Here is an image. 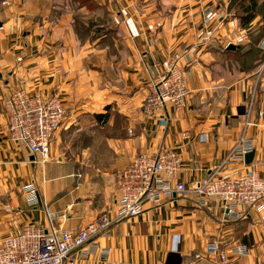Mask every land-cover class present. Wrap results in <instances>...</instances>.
I'll return each mask as SVG.
<instances>
[{
    "label": "crops",
    "instance_id": "0c3cea01",
    "mask_svg": "<svg viewBox=\"0 0 264 264\" xmlns=\"http://www.w3.org/2000/svg\"><path fill=\"white\" fill-rule=\"evenodd\" d=\"M5 2L0 244L26 226L47 228L48 219L54 228L77 232L102 213L115 218L119 176L138 155L174 150L182 161L177 181L192 190L238 144L243 100L256 76L254 126L244 131L254 156L250 165L243 164L264 178V118L256 116L264 112V68L245 72L232 66L229 55L241 53L239 45L246 41L237 44L231 37L241 29L230 18V0H91L92 6L66 0L60 10L90 11L88 37L75 32L72 15L55 12L52 18L56 8L44 10L33 0ZM258 18L247 27L262 25ZM228 45L236 49L227 50ZM258 49L264 54V38ZM175 54L184 64L185 106L177 111L165 105L144 119L146 85ZM19 89L46 96L53 91L64 102L65 118L43 164L8 138L3 101ZM31 186L35 206L26 201ZM142 210L115 219L105 235L65 264H217L205 254L213 241L228 255H234L233 244L248 248V255L228 264H264V210L251 209L233 220L220 203L194 194L162 198L158 205L146 202Z\"/></svg>",
    "mask_w": 264,
    "mask_h": 264
},
{
    "label": "built area",
    "instance_id": "2783aa9c",
    "mask_svg": "<svg viewBox=\"0 0 264 264\" xmlns=\"http://www.w3.org/2000/svg\"><path fill=\"white\" fill-rule=\"evenodd\" d=\"M186 95L175 57L151 82L144 111L150 114L165 105L181 109ZM253 97L251 93L247 100L248 114L252 111ZM3 108L9 140L25 147L37 158L33 159L35 163H45L51 138L64 120V108L59 98L19 89L4 99ZM257 116L262 119L264 114L258 112ZM251 151V143L242 137L222 164L192 190L177 181L182 166L174 150H164L154 157L139 155L119 176L114 198L115 218L102 213L77 232L54 228L50 219L47 228L26 226L19 234L2 241L0 264H65L73 253L82 252L93 239L105 235L114 221L140 215L144 203L158 205L162 198L171 199L173 195L194 194L208 201L215 200L233 220L252 208L260 211L264 209V179L252 170L245 171L243 164L244 156ZM26 201L30 206L37 202L33 186L27 190ZM236 248L237 253L228 255L226 249L222 250L219 243L213 241L206 246V258L217 264H228L233 257L249 253L246 246Z\"/></svg>",
    "mask_w": 264,
    "mask_h": 264
},
{
    "label": "rangeland",
    "instance_id": "374dc122",
    "mask_svg": "<svg viewBox=\"0 0 264 264\" xmlns=\"http://www.w3.org/2000/svg\"><path fill=\"white\" fill-rule=\"evenodd\" d=\"M5 1H7V0H0V4H1V2L5 3V5H0V7H5L7 5ZM82 1H84L85 3H90V5L92 6L91 0H82ZM255 1H256V10L254 12H255L256 15H259V18H258L259 20L258 21L260 23H262V25H260V26L258 24L253 26V27H247V24L245 26L244 25L242 26V23H240V21H239V19L241 17H243L244 15L247 14L245 7H248V4H249L250 0H230L229 4L227 6V9H229L228 12H229L230 18H234L237 21V23L239 25V28L241 29V30H239L236 33L237 36L235 38L233 36H231L232 39H235L237 44H243L242 42L244 40L246 41V44L239 45L240 49L242 50L241 53L229 55L230 57L233 58L232 59V61H233L232 62V66L235 67L239 71L249 72V71H253V70H255V69L259 68V67H261V68L263 67L264 68V54H263V52L261 50L258 49L259 42L264 38V0H255ZM33 2L37 3V4L39 3L43 7L44 10H47V7H50V6H51V9H55L56 8L55 10L52 11V14H51L52 18H55V14H54L55 12H59V14H63L64 13L65 15H69V16L72 15L73 19L72 18L71 19L73 20V29L75 30V32L78 34V36L88 37V31L90 30V28L85 26V24H89L90 17H92V16H88V15H90V11L89 10H87L86 13L83 10L82 11L73 10L72 12H70V11L66 10L65 7L62 10H60L59 8L66 4V0H33ZM92 11H94V10H92ZM95 13H97V12H94V15H95ZM98 14H101L102 16L104 15L101 12L98 13ZM94 17H97V16L95 15ZM103 19H106V17L103 16ZM108 22H109V19H108ZM175 57H177L178 65H179V68H180V72H181L182 78H183L185 86H186V81H185V78H184V73H185L184 72V64L182 63V57L181 56H179L178 54L173 55L172 58L167 62L165 68L167 67V65ZM229 65H230V62H229ZM227 67H229V66L227 65ZM256 77H257L256 79L260 78V76H256ZM256 79H255V81H256ZM255 81L252 82L248 86V91L246 92V97L243 100L244 101L243 102V106H244V119H245V121H244V129L242 130L243 135L240 137V139L242 137H245V132L244 131L247 130L248 127H253L254 126V124L250 121V118L252 116V113L255 112L256 100H258V98H259L258 86H257V84H254ZM151 82L152 81L148 82V84L146 85V96L143 99V103H142V107H141V114H142V117L144 119L148 118V117H151L155 112L159 111V110H155V111H153L150 114H146L145 111H144V106H145L146 101H147V99L149 97L148 93H149V86L151 85ZM186 90H187V87H186ZM251 93L254 94L253 106H252V111L248 114L247 113V108H248L247 107L248 106V101L247 100L250 97ZM47 94L49 96L50 95L51 96L52 95H56L59 98V100L61 101L60 97L57 95L56 92L48 91ZM44 95H46V94H44ZM244 95H245V93H244ZM187 96H188V90H187V95H186V97L184 99L183 107L181 109H176V108H174L171 105H169V106L173 107L177 111H181L184 108V106H185V102H186ZM61 103H62L63 108H64V102L61 101ZM258 112H260V111L256 112V116H257ZM262 113L264 114V112H262ZM247 116H248V118H247ZM64 118H65V108H64ZM59 128L57 130H59ZM83 135H85V134H83ZM183 137H185V135H183ZM240 139H239V141H240ZM51 141H52V138H51ZM249 142H251V141L249 140ZM136 157H139V155L136 156ZM136 157H134L131 160V162ZM180 160H181V158H180ZM130 163H129V165H130ZM181 166H182V161H181ZM257 176L260 179H264V178L260 177L259 175H257ZM263 210L264 209H262L260 211H263ZM235 245L236 246H240L239 244H233L232 245L233 246L232 249H233V253L234 254L237 253V248H236ZM222 250H223V248H222ZM205 254H206V252H205ZM235 258H237V256L233 257L228 263L233 261Z\"/></svg>",
    "mask_w": 264,
    "mask_h": 264
},
{
    "label": "trees",
    "instance_id": "16d2710c",
    "mask_svg": "<svg viewBox=\"0 0 264 264\" xmlns=\"http://www.w3.org/2000/svg\"><path fill=\"white\" fill-rule=\"evenodd\" d=\"M79 2H84V1L79 0ZM245 9H246L247 14L239 19L240 23H242V26L243 25L245 26L246 24H248L253 19V17L256 15L254 12L256 10V1L250 0L248 7H245Z\"/></svg>",
    "mask_w": 264,
    "mask_h": 264
},
{
    "label": "water",
    "instance_id": "95a60500",
    "mask_svg": "<svg viewBox=\"0 0 264 264\" xmlns=\"http://www.w3.org/2000/svg\"><path fill=\"white\" fill-rule=\"evenodd\" d=\"M1 27H2V23L0 22V28ZM235 49H236V47L235 46H232V45H228V47H227V50H230V51H234ZM253 156H254V152L253 151L247 153L244 156V164L245 165H250L251 162H252Z\"/></svg>",
    "mask_w": 264,
    "mask_h": 264
}]
</instances>
